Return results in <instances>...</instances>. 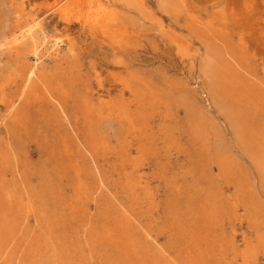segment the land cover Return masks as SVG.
I'll return each instance as SVG.
<instances>
[{
	"label": "rangeland",
	"instance_id": "374dc122",
	"mask_svg": "<svg viewBox=\"0 0 264 264\" xmlns=\"http://www.w3.org/2000/svg\"><path fill=\"white\" fill-rule=\"evenodd\" d=\"M131 1L0 0V264H264V0Z\"/></svg>",
	"mask_w": 264,
	"mask_h": 264
},
{
	"label": "bare ground",
	"instance_id": "6f19581e",
	"mask_svg": "<svg viewBox=\"0 0 264 264\" xmlns=\"http://www.w3.org/2000/svg\"><path fill=\"white\" fill-rule=\"evenodd\" d=\"M87 1V3L89 4V3H92V2H94V4H95V12H96V14H100L101 13V11L102 10H104V8H106L107 7V5L111 2V0H86ZM116 1V0H115ZM130 2H132L131 0H130ZM129 2V3H130ZM175 2V1H174ZM118 3V2H117ZM128 3V2H127ZM128 3V4H129ZM133 3V2H132ZM104 4V5H103ZM123 4V3H122ZM161 7L163 8V10H165V11H168V9H169V0H161ZM111 5V4H110ZM135 5V4H134ZM91 6V5H90ZM123 6V5H122ZM137 6H139V5H136V7ZM139 8V7H138ZM128 9V8H127ZM130 10H132V8H130ZM139 10H141V9H139ZM172 10V9H171ZM149 11V10H148ZM162 11V10H161ZM148 13V12H147ZM149 13H150V11H149ZM148 13V14H149ZM152 13V12H151ZM168 13H169V11H168ZM148 14H146L147 16H148ZM146 16V17H147ZM104 17V16H103ZM155 17H156V14H155ZM157 18V17H156ZM94 19V18H93ZM104 19V18H103ZM106 19V18H105ZM89 20H91L90 18H89ZM157 20V19H156ZM106 21V20H105ZM108 21V20H107ZM160 21V20H159ZM97 22V21H96ZM153 23V22H152ZM35 24H36V22H35ZM34 24V25H35ZM6 25V24H5ZM110 25V24H109ZM114 26V25H113ZM36 27V26H35ZM90 27H92L93 29H95V28H97V23H91V26ZM106 27V26H105ZM112 27V26H111ZM122 27V26H121ZM132 27V26H131ZM65 28V27H64ZM100 27H98V29H99ZM107 28V27H106ZM5 29V28H4ZM4 29H2V30H4ZM8 29V28H7ZM22 29V28H21ZM20 29V30H21ZM38 29V28H37ZM40 29V28H39ZM97 29V30H98ZM113 29V28H112ZM8 30H10V28L8 29ZM28 30V29H27ZM110 29H108V31H109ZM34 31L35 30H32V29H29L28 31H26L25 33H22L20 36H21V39H24V41H29V42H31V43H33L34 44V46H35V48L33 49V54H35L36 55V51H37V42H36V38H35V34H34ZM95 31H96V29H95ZM108 31L104 28V29H101L99 32H101V35H103V36H105V37H108ZM4 33L3 31H0V33ZM1 33V34H2ZM1 36V35H0ZM3 37H5V36H3ZM9 37V36H8ZM6 38V37H5ZM0 39H2V36H1V38ZM8 40V39H7ZM10 41V40H9ZM3 42V41H2ZM5 42V41H4ZM3 42V43H4ZM13 42L15 43V44H18V42H21V40L19 41V37H15L14 39H13ZM59 42H60V40L56 37V38H52L51 40H49L48 42H46V44H53L54 46H58V44H59ZM174 42H175V40H174ZM25 44V43H24ZM23 43H22V45H24ZM209 45H210V43H209ZM1 46V45H0ZM2 46H3V44H2ZM31 46V45H30ZM19 48V47H18ZM17 48V49H18ZM24 48V47H23ZM30 48V47H29ZM206 49H205V52H203L204 53V57H202V59H203V61H202V65H201V70L203 71V73H205V74H208V75H212V76H214V73H215V67H214V65H213V61H214V55H215V51H214V49L211 47V46H208L207 44H206V47H205ZM20 49V48H19ZM27 50V49H26ZM28 51H31V50H28ZM24 52V51H23ZM197 52V51H196ZM198 53V52H197ZM196 53V54H197ZM202 53V54H203ZM22 54V53H21ZM24 54V53H23ZM22 54V55H23ZM29 54V53H28ZM199 54V53H198ZM201 54V55H202ZM26 55V54H25ZM195 56H197V55H195ZM198 57V56H197ZM195 59V58H194ZM199 59V58H198ZM197 60V59H196ZM194 64V63H193ZM195 65H197V62H196V64ZM241 65V64H240ZM69 66V65H68ZM31 68V67H30ZM21 69V68H20ZM195 69H197V68H195ZM18 70V69H17ZM238 70V69H237ZM24 71V70H23ZM30 71V70H29ZM200 71V70H199ZM198 71V72H199ZM15 72V71H14ZM202 73V74H203ZM33 74V69L30 71V76H29V79H30V77H31V75ZM60 74V73H59ZM199 74H201V72L199 73ZM14 75V74H13ZM28 75V74H27ZM128 75V74H127ZM22 76V75H21ZM33 76H35V75H33ZM131 76H132V74H131ZM211 76V77H212ZM37 77V76H36ZM44 77V76H43ZM134 77V76H133ZM201 77V76H200ZM236 77V76H235ZM33 78V77H32ZM31 78V79H32ZM35 78V77H34ZM45 78V77H44ZM26 79V78H25ZM30 79V80H31ZM122 79V78H121ZM120 79V80H121ZM204 79H206V78H204ZM45 80V79H44ZM32 82H33V80H31ZM30 81V82H31ZM35 81V80H34ZM38 81H40V80H38ZM122 81V80H121ZM142 81V80H141ZM28 82H29V80H28ZM29 82V83H30ZM205 82V81H204ZM119 83H121V82H119ZM127 83V82H126ZM139 83V82H138ZM28 84V83H27ZM41 84V83H40ZM132 83H129V85H131ZM42 85V84H41ZM123 85V84H122ZM145 86H146V83L144 84ZM29 86V85H28ZM33 86V85H32ZM36 86V85H35ZM124 86V85H123ZM43 87H44V85H43ZM124 87H126V86H124ZM17 88H18V84H17ZM38 88H39V86H38ZM122 88V87H121ZM127 88V87H126ZM147 88V87H146ZM39 89H41V88H39ZM44 89H46L45 87H44ZM123 89V88H122ZM122 89H121V91L120 92H122ZM133 89V88H132ZM223 89V88H222ZM33 90V89H32ZM36 90V89H35ZM43 90V89H42ZM126 90V89H125ZM14 91V90H13ZM38 91V90H37ZM45 91H47V90H45ZM119 92V93H120ZM56 94V93H55ZM34 95V94H33ZM57 95V94H56ZM23 96V95H22ZM36 96V95H35ZM139 96V95H138ZM118 98V97H117ZM56 99V98H55ZM21 100V99H20ZM85 100V99H84ZM89 101H90V99H88ZM92 100V99H91ZM102 100V99H101ZM101 100H100V102H101ZM89 101H88V103H89ZM133 101V100H132ZM12 102V101H11ZM92 102V101H91ZM90 102V103H91ZM99 101H97V103H98ZM99 102V103H100ZM103 102V101H102ZM104 102H105V100H104ZM136 102H138V101H136ZM14 104V103H13ZM218 104V103H217ZM243 104V103H242ZM51 105H54V104H51ZM84 105V104H83ZM90 104H88V106H89ZM118 105V104H117ZM178 105H180V104H178ZM13 106V105H12ZM56 106V105H55ZM85 106H87V105H84V107L83 108H85ZM87 106V108L89 109V107ZM225 106V105H224ZM11 107V106H10ZM96 107V106H95ZM237 107H239V106H237ZM13 108V107H12ZM17 108V107H16ZM90 108H92V106L90 107ZM224 108H226V107H224ZM15 109V108H14ZM19 109V108H18ZM123 109V108H122ZM189 109V108H188ZM28 112V111H27ZM89 112H90V110H89ZM142 112V111H141ZM192 112V111H191ZM22 113V112H21ZM196 113V112H195ZM147 114V113H146ZM142 115V114H141ZM144 115V114H143ZM207 117V116H206ZM189 118V117H188ZM102 119V118H101ZM101 119H99V121H101ZM104 119V118H103ZM107 120V119H106ZM105 120V121H106ZM110 120V119H109ZM155 120V119H154ZM107 122H108V120H107ZM68 123V122H67ZM95 123V122H94ZM116 123V122H115ZM122 123H123V121H122ZM194 123H196V122H194ZM68 124H70V123H68ZM67 124V125H68ZM106 124H108V123H106ZM121 124V123H120ZM192 124V123H191ZM71 125V124H70ZM99 125V124H98ZM101 125V124H100ZM99 125V126H100ZM102 125H103V123H102ZM102 125H101V127H102ZM115 125V124H114ZM118 125V124H117ZM187 125V124H186ZM208 125V124H207ZM92 126V125H91ZM95 126H97V124L95 125ZM108 126V125H107ZM121 126V125H120ZM139 126V125H138ZM197 126V125H196ZM196 126H194V127H196ZM109 127H110V125H109ZM126 127V126H125ZM93 128V127H92ZM104 128H105V126H104ZM111 128V127H110ZM118 128V127H117ZM106 129V128H105ZM116 129V128H115ZM197 129H199L198 127H197ZM119 130V129H118ZM117 130V131H118ZM98 131V130H97ZM106 131H107V129H106ZM145 131V130H144ZM143 131V132H144ZM202 131H204L203 130V128H202ZM246 131V130H245ZM96 132V131H95ZM109 132V131H108ZM141 132V131H140ZM201 132V131H200ZM100 133V132H99ZM103 133H105L106 134V132H104L103 131ZM127 133V132H126ZM202 133H204V132H201V134ZM101 134V133H100ZM107 134H109V133H107ZM119 134V133H118ZM199 134V133H198ZM150 135V134H149ZM187 135V134H186ZM114 136V135H113ZM41 137H43V136H41ZM41 137H40V139H41ZM48 137V136H47ZM52 137V136H51ZM94 138H95V135L93 136ZM100 137V136H99ZM98 137V138H99ZM150 137V136H149ZM204 137V136H203ZM54 138V137H53ZM84 138V137H83ZM82 138V139H83ZM102 138V137H101ZM147 138V137H146ZM197 138V137H196ZM217 138V137H216ZM111 139V138H110ZM200 140H202L201 139V137L199 138ZM207 139V138H206ZM215 139V138H214ZM52 140V139H51ZM208 140V139H207ZM49 141H50V139H49ZM56 141V140H55ZM107 141H108V139H107ZM193 141V140H192ZM197 141V140H196ZM51 142V141H50ZM53 142V141H52ZM154 142V141H153ZM153 142H152V144H153ZM200 142V141H199ZM202 142V141H201ZM208 142V141H207ZM25 144V143H24ZM52 144V143H51ZM54 144V143H53ZM191 144V143H190ZM189 144V145H190ZM200 144H202V143H200ZM209 145V144H208ZM192 146V145H191ZM190 146V147H191ZM204 146V145H203ZM195 147V146H194ZM201 147V146H200ZM37 148V147H36ZM53 148V147H52ZM51 148V149H52ZM54 148H55V146H54ZM202 148L203 147H201V150H202ZM254 148V147H253ZM200 149V148H199ZM212 149V148H211ZM215 149V148H214ZM54 150V149H53ZM192 150V149H191ZM194 150V149H193ZM46 151V150H45ZM199 150H196V152H198ZM212 151V150H211ZM206 152H207V150H206ZM213 152H214V150H213ZM12 153H13V151H12ZM127 153V152H126ZM201 153H203V152H201ZM195 155H196V153H194ZM200 154V153H199ZM204 154V153H203ZM214 154V153H213ZM194 155V156H195ZM207 157V156H206ZM195 158V157H194ZM198 158V157H197ZM256 158V157H255ZM258 158V157H257ZM15 159V158H14ZM205 159V158H204ZM225 159V158H224ZM150 160H152V158L150 159ZM190 160V159H189ZM192 160V159H191ZM207 160V159H206ZM205 160V162H207ZM214 160V159H213ZM23 163V162H22ZM207 164V163H206ZM206 164H205V166H206ZM209 164V163H208ZM193 165H194V163H193ZM197 165V164H196ZM202 165V164H201ZM225 165V164H224ZM152 166V165H151ZM192 166V165H191ZM209 166H210V164H209ZM202 167H204L203 165H202ZM208 167V166H207ZM22 168V167H21ZM197 168V167H196ZM199 168V167H198ZM201 168V167H200ZM263 168V167H262ZM202 169V168H201ZM203 169H205V168H203ZM207 169H209V168H207ZM205 170V171H208V170ZM199 171H200V169H199ZM199 173V172H198ZM200 174V173H199ZM202 174V173H201ZM200 174V175H201ZM18 175V174H17ZM98 176V175H97ZM202 177V176H201ZM163 179V178H162ZM198 179V178H197ZM207 180V179H206ZM42 182V181H41ZM199 182H200V178H199ZM207 182V181H206ZM15 184V183H14ZM42 184V183H41ZM22 186V185H21ZM200 187V186H199ZM203 187V186H202ZM19 188V187H18ZM208 189V188H207ZM160 190V189H159ZM2 191V190H1ZM207 192V191H206ZM208 193V192H207ZM221 193V192H220ZM1 194V193H0ZM26 195V194H25ZM24 195V196H25ZM210 195H212L213 196V194H210ZM206 196V195H205ZM223 196V195H222ZM184 198V197H183ZM207 198V197H206ZM203 199V198H202ZM209 200H210V198H209ZM209 200H208V202H209ZM228 200V199H227ZM205 202V201H204ZM207 202V201H206ZM29 203V202H28ZM225 203V202H224ZM26 204V203H25ZM179 204V203H178ZM177 204V205H178ZM214 204V203H213ZM29 205V204H28ZM212 205V204H211ZM179 206V205H178ZM204 206V205H203ZM31 207H32V205H31ZM30 207V208H31ZM112 207V206H111ZM160 207V206H159ZM204 208V210H205V207H203ZM211 208H212V206H211ZM113 209V208H112ZM200 209V208H199ZM216 209V208H215ZM200 211V210H199ZM214 210H212V212H213ZM220 211V210H219ZM26 212H27V210H26ZM211 212V211H210ZM209 212V213H210ZM211 212V213H212ZM221 212V211H220ZM224 213V212H223ZM219 214V213H218ZM206 215V214H205ZM212 215V214H211ZM216 215V214H215ZM220 215V214H219ZM207 218H208V216H207ZM212 218V217H211ZM210 218V219H211ZM214 219V218H213ZM216 220V219H215ZM222 221V220H221ZM220 221V222H221ZM223 222V221H222ZM225 222H227V220L225 221ZM219 226H220V224H219ZM187 227V226H186ZM208 227V226H207ZM223 227V226H222ZM217 228V227H216ZM4 230V229H3ZM2 230V231H3ZM230 230V229H229ZM219 233H220V231H219ZM222 237V236H221ZM163 238V237H162ZM226 238V237H225ZM258 241V240H257ZM255 242V243H258V242ZM223 242H225L224 240H223ZM222 242V243H223ZM224 244V243H223ZM228 244H229V242H228ZM235 244V243H234ZM0 245H1V243H0ZM256 245V244H255ZM232 246V245H231ZM257 246V245H256ZM2 247V246H1ZM0 247V248H1ZM225 247V246H224ZM233 247H235V245L233 246ZM252 247V246H251ZM232 248V247H231ZM255 248V247H254ZM257 248H259V247H257ZM226 249H228V248H226ZM233 249V248H232ZM255 250V249H254ZM256 251V250H255ZM254 251V252H255ZM224 252H225V250H224ZM227 252H228V250H227ZM230 252V251H229ZM257 252H258V250H257ZM257 254V253H256ZM231 255V254H230ZM234 255H235V253H234ZM218 257V256H217ZM222 257V256H221ZM228 258V257H227ZM231 258V257H230ZM233 258V257H232ZM253 258V257H252ZM219 259H221V258H219ZM254 259V258H253ZM231 259H229V261H230ZM218 262V261H217ZM227 262V261H226ZM231 262H232V260H231ZM212 263V262H211ZM223 263V262H222ZM235 263H236V261H235ZM215 264V263H214Z\"/></svg>",
	"mask_w": 264,
	"mask_h": 264
}]
</instances>
